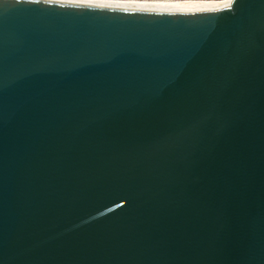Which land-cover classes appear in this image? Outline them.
I'll list each match as a JSON object with an SVG mask.
<instances>
[{
    "label": "water",
    "instance_id": "obj_1",
    "mask_svg": "<svg viewBox=\"0 0 264 264\" xmlns=\"http://www.w3.org/2000/svg\"><path fill=\"white\" fill-rule=\"evenodd\" d=\"M0 264H264V0H0Z\"/></svg>",
    "mask_w": 264,
    "mask_h": 264
},
{
    "label": "bare ground",
    "instance_id": "obj_2",
    "mask_svg": "<svg viewBox=\"0 0 264 264\" xmlns=\"http://www.w3.org/2000/svg\"><path fill=\"white\" fill-rule=\"evenodd\" d=\"M131 9L159 11H199L228 7L230 0H55Z\"/></svg>",
    "mask_w": 264,
    "mask_h": 264
},
{
    "label": "snow or ice",
    "instance_id": "obj_3",
    "mask_svg": "<svg viewBox=\"0 0 264 264\" xmlns=\"http://www.w3.org/2000/svg\"><path fill=\"white\" fill-rule=\"evenodd\" d=\"M231 2H234V0H230V4L228 5L229 7L231 6Z\"/></svg>",
    "mask_w": 264,
    "mask_h": 264
}]
</instances>
